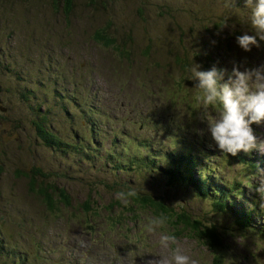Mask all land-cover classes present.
<instances>
[{"label":"rangeland","instance_id":"rangeland-1","mask_svg":"<svg viewBox=\"0 0 264 264\" xmlns=\"http://www.w3.org/2000/svg\"><path fill=\"white\" fill-rule=\"evenodd\" d=\"M66 1L0 0V264H72L78 259L81 264H128L130 259L133 264H164L176 249L197 264H212L214 250L182 225L169 227L167 221L147 231L146 217L158 216L153 208L130 197V189L138 186L129 189L112 174L106 175L113 168L127 170L130 173L119 174L133 186L141 185L139 191L160 192L163 197L158 201L163 204L176 210L184 206L194 217L212 221L210 201L205 199L210 194L196 195L184 182L170 180L173 161L177 163L179 157L183 158L180 162H196L190 166L195 179L199 172L208 171L202 156L187 145L203 146L205 156H210L204 152L207 147L225 155L211 139L203 109H195L191 90L195 82L183 79L178 57L190 60L192 56L191 62L195 60L192 63L205 71V58L196 57L202 54L197 45L212 47L223 42L230 52L222 54L212 48L209 56L212 68L225 71V80L234 67L244 71L264 65V41L258 40L259 46L247 52L236 43L237 36L253 34L246 19L250 13L246 0H73L70 12ZM101 33L113 37L115 43L108 46ZM56 94L61 99L55 100ZM64 96L82 103V121L69 105L76 128L65 123L70 117L59 108L67 101ZM88 102H95L91 107L99 109L96 121L85 119L90 117L84 112L91 105ZM38 103L48 109L58 134L74 146L67 152L46 147L37 139L33 121L39 119ZM51 106L56 108L50 111ZM99 122L103 127L96 125ZM95 126L100 129L95 131ZM251 128L258 143L264 141V121ZM93 130L92 137L102 141L104 135L105 139L101 142L105 158L96 161L77 155L74 137L76 131ZM249 154L256 165L250 164ZM227 155L225 175L233 182L236 173L242 178L234 186L217 181L209 193L218 192V184L229 194L238 190L261 198L255 186L244 183L264 184V151L257 148ZM150 156L155 162L152 168L146 165ZM141 167L145 178L139 184ZM36 169L67 191V206L61 195L55 196L62 201L58 203L62 213L54 214L32 189L30 174ZM214 169L205 174L207 184L215 181L213 173L218 169ZM234 197L240 206L242 197ZM165 234L175 238L168 248L161 246ZM239 238L244 241L238 239L239 260L226 258L223 264H264V249L259 247L264 243L255 237ZM256 240L261 243L249 245ZM254 251L258 258L240 261L244 259L240 252Z\"/></svg>","mask_w":264,"mask_h":264},{"label":"trees","instance_id":"trees-1","mask_svg":"<svg viewBox=\"0 0 264 264\" xmlns=\"http://www.w3.org/2000/svg\"><path fill=\"white\" fill-rule=\"evenodd\" d=\"M66 2L68 3L67 11L70 12L73 7V0H67ZM100 38L105 40L108 46H111V44L115 43L114 38L113 37L110 38L105 33L103 34L101 33ZM151 41L153 42L152 47H154V39H151ZM222 43L223 42H221L220 45H214L212 47L209 44L202 45L200 43L197 45L196 48L198 52H202V54H197L196 57L205 58V63H204L205 66H203L205 71L212 68V59H211V56H209V54L212 53V50H213L212 48L216 50L220 49L222 54L224 53L228 54V52H230V49L227 47H224ZM116 48L120 50L121 52H124V50H122L118 45L116 46ZM145 53L148 55H151L150 50H146ZM178 58L180 60V64L183 65L181 66L180 70L185 71V68L187 66L186 62L187 60L189 61V57L187 56V60H184L186 57H183V58L178 57ZM192 62L194 63L195 60H192ZM23 79L24 81L27 82V78L22 77L21 80ZM57 86L58 85L56 83L54 90ZM26 91H29V89H26ZM65 96H64V99H66L67 101L65 103L62 102V104L59 105V108H62L61 111H63V113H65L68 117H70V119L65 120V123L69 124L70 127L72 126L76 128L77 123L75 122L72 108H69V105H72V107L76 110L77 114L79 113L78 116L79 118L81 117L80 119L82 121V114L80 113L81 111L80 106L82 105V103L73 101L74 98L69 99L68 97L66 98ZM54 99L59 100L61 99V97H59V95L56 94L54 95ZM92 103H95V102L86 103V104H91V105L89 106L87 105L86 106L87 108H84L85 114L90 116V117H86L85 119L87 120L89 118L90 120L93 119V121H96L99 119L98 117L99 109L98 107H97V110L93 109L91 107L93 105ZM55 108L56 107L51 106L50 111H53ZM38 110L39 112H37V114L39 116V119H35L33 121L34 131H35L37 139L39 141L42 140L43 141L42 144H44L46 147H49L54 150H61L60 152H63V153L67 152L68 148L72 147L73 145L71 143L66 142L67 139L66 138L63 139L58 134L54 126V123L52 122V120L49 119L48 109L42 108L41 103H38ZM96 125H100L103 127L104 123L99 122V123H96ZM99 129H100L99 126H95V131H98ZM105 130L106 129L103 128L102 132ZM95 131L94 130L90 132L84 131L82 133L79 131H76L75 135L73 134L77 142L76 143V148H77L76 150L78 151L77 155H80L81 157L85 156L86 158L94 157L92 161H96V159H104L105 158L104 156L106 154L105 148H101V146H103L101 142L102 141L105 142L104 135H102V141H99L96 135H94V137L91 136V132L95 134ZM120 136L126 137V133L121 132ZM132 138L134 139V136ZM115 140L116 141H115L114 147L118 144V140L117 139ZM132 142H131V145L133 144ZM83 143H86V144L84 145ZM125 144L126 146H129L128 140H127V143L125 142ZM200 148L201 147L199 148L195 147V149L199 153L202 152ZM192 149H194V146H192ZM89 154H91V156ZM171 157L174 159L173 156ZM180 159L183 160V158L179 157L177 160V163H175V160L173 161L172 166L175 168L171 171L170 180L172 182H178V181L184 182V185L187 187L188 191L191 190V192L193 193V189H195L196 195L210 194L207 197H205V199L210 201L211 212L209 216L212 217V221L210 220L209 217H205V218L202 216H198L199 218L194 217L184 208V206L183 208L177 206L181 210H176L171 206L163 204L164 203L163 201L162 202L158 201V200H161L163 197L160 194V192H155V194H153L152 192L149 193L150 188H146L145 191H139L141 185L133 186L134 184H131L130 179H126L123 174H119V173H124V174L130 173L127 170H124L121 168H113V172L110 169L111 173L107 174L106 176L110 178L112 174L118 183H121L123 186H126L129 189L131 186L132 187L138 186V188L135 190L130 189L129 191L131 193L130 197L132 199H135V202L141 204L144 207L146 206V207H150L151 209L153 208L152 211H154L158 217L159 215L166 216V218L169 220L166 219L165 224L167 221H169V223L166 224L169 227H174V223L177 224L178 226L182 225L183 226L182 229L185 232H188V234L191 236H197L198 239L202 241V245H204L205 247H208L206 245H209V247L214 250L216 264H223L224 262H227L225 261L226 258L228 259V261L231 259L239 260V255H237L236 253L234 254V251H235L234 246L236 242L238 241L237 239H240L239 237H241L242 239H252L254 238V235H256L258 237H261L260 240L264 243V227L256 225V223L258 222L254 219L252 214L249 211L246 212V211H242L239 209L234 210L233 207L230 205V203L226 200L227 197L232 196V194H229V192L224 190L223 187H220L217 185L218 192L214 194L209 193L211 190V188L209 187L215 186L216 181L214 182L212 181L211 183L207 184L206 183L207 177L202 172H201V176L205 182H201L200 180L195 179L188 171V167L191 165H194L196 162H194L193 160L192 161L189 160L181 164ZM147 161L148 162H146V165L149 168L155 167L153 156H150ZM138 174H140L139 184H141L145 178L141 176L143 175L142 167H141L140 172H138ZM30 175L32 176L30 179L32 189L36 191L37 194H39L41 198H43L44 201L47 202V204L50 206V209L54 211V214L62 213L61 207L60 206L58 207V203L61 204L62 201L59 200L60 201L59 202L55 196L61 195V197L65 199V201L63 202L64 205L67 206L68 204H70L67 191L64 188L58 187L55 184L50 183L49 181L51 180L49 178V175L40 169L33 170V174L31 172ZM163 177L164 176H162V178ZM216 178L217 177H215V179ZM218 178L222 180L223 178L222 171L219 173ZM103 179L106 180L107 178L104 177ZM142 187H144V185ZM123 192L124 193L127 192L125 188ZM205 219L209 220L210 222L208 223V221ZM229 255L231 256L230 259H229ZM243 256H244V259L240 261L245 260L246 258L245 254H243ZM215 261H212V264H214Z\"/></svg>","mask_w":264,"mask_h":264},{"label":"clouds","instance_id":"clouds-1","mask_svg":"<svg viewBox=\"0 0 264 264\" xmlns=\"http://www.w3.org/2000/svg\"><path fill=\"white\" fill-rule=\"evenodd\" d=\"M250 8L247 23L252 35L247 32L236 37L237 45L245 52L252 46H259L264 41V0H246ZM189 60L183 79L194 81L191 89L195 94V109H203L207 120L208 132L217 148L224 154L235 155L238 151L245 153L260 149L264 151V141L258 143L251 125L264 121V65L237 70L235 67L227 75L225 71L213 67L207 71L199 70V65ZM264 188L262 185L258 191ZM131 193H129L130 195ZM120 198L126 204L124 194ZM163 216H149L145 219V228L152 232L165 224ZM175 238L163 235L161 246L168 248ZM164 264H197L196 261L176 249Z\"/></svg>","mask_w":264,"mask_h":264},{"label":"bare ground","instance_id":"bare-ground-1","mask_svg":"<svg viewBox=\"0 0 264 264\" xmlns=\"http://www.w3.org/2000/svg\"><path fill=\"white\" fill-rule=\"evenodd\" d=\"M259 187H260V185H259ZM237 191H238V190H237ZM251 201H253V202H257V199L252 198ZM263 224H264V222H263L262 224H258V225H259V226H262ZM73 254H74V253H73ZM75 255H80V254L75 253L74 256H75ZM81 262H82V260H81V259H78L77 261H75V262L72 263V264H81Z\"/></svg>","mask_w":264,"mask_h":264}]
</instances>
